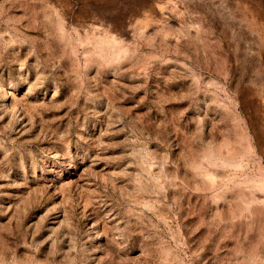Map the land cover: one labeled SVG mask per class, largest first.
Segmentation results:
<instances>
[{"label": "rangeland", "instance_id": "1", "mask_svg": "<svg viewBox=\"0 0 264 264\" xmlns=\"http://www.w3.org/2000/svg\"><path fill=\"white\" fill-rule=\"evenodd\" d=\"M0 264H264V0H0Z\"/></svg>", "mask_w": 264, "mask_h": 264}]
</instances>
